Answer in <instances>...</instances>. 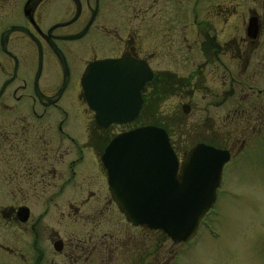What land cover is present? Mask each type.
<instances>
[{"label": "flooded vegetation", "instance_id": "obj_1", "mask_svg": "<svg viewBox=\"0 0 264 264\" xmlns=\"http://www.w3.org/2000/svg\"><path fill=\"white\" fill-rule=\"evenodd\" d=\"M211 2L0 0V108L14 113L18 129L28 132L31 128L27 120L44 122L57 112L63 119L56 127L64 137L69 118L65 101L70 90H79L77 104H83V109H78L80 129L100 134L119 129L122 134L145 127L139 121L146 111L150 86L164 83L166 77L177 78L163 69L166 52L184 49L189 53L186 62L201 73L222 65L223 78L229 74L225 57L235 53L238 59L244 58L239 55L244 52L240 44L233 47L226 41L219 43L223 29L214 24L227 27L229 10L212 14L207 8ZM252 18L258 20L259 28L257 39L250 40L255 46L264 29L257 15ZM17 28L21 30L13 31ZM177 37L182 42L178 46ZM198 53L204 60L199 66ZM120 59L146 63L154 78L141 92L139 118L103 129L87 105L82 79L91 64ZM117 135L100 144L99 149L77 144L68 135L72 144H0V198L11 202L8 206L0 204V264H119L112 251L123 248L119 237L123 233L119 224L111 222L112 210L123 217L124 230L161 233L167 238L163 232L129 223L113 199L103 156ZM101 178L107 194L102 208L96 205L102 198ZM70 193L78 194L77 202L65 201ZM38 209L43 215L37 220ZM85 211L91 212L87 218ZM73 213L78 215L77 222L71 219ZM100 214L108 215L106 221H101Z\"/></svg>", "mask_w": 264, "mask_h": 264}, {"label": "rangeland", "instance_id": "obj_2", "mask_svg": "<svg viewBox=\"0 0 264 264\" xmlns=\"http://www.w3.org/2000/svg\"><path fill=\"white\" fill-rule=\"evenodd\" d=\"M207 8L212 14L229 10L225 17H228L227 27L217 25L216 20L211 22L219 30L223 29L219 43L226 41L233 47L240 44L244 52L239 55L244 58L238 59L233 56L235 53L225 57L229 74L223 78L222 65L216 64L201 73L186 62L189 53L184 49L166 52L163 69L175 74L177 80L166 77L164 83L150 86L146 111L139 125L164 126L183 160L200 143L230 151L233 160L225 169L215 208L189 244L175 247L161 233L147 235L124 230L123 217L112 210L111 222L119 224L118 229L123 233L119 234L123 248L119 246L112 251L119 264H264V33L255 46L247 36L248 23L254 15L261 19L264 29V0L261 3L212 0ZM181 43L177 37L175 45ZM196 61L198 66L203 65V55L198 53ZM154 67L159 69L156 62ZM53 74H57L55 69ZM77 93L79 90H70L65 101L69 118L64 137L56 127L63 119L57 112L44 122L27 120L31 128L28 132L18 129L14 113L0 108V144H72L68 135L77 144L99 149L100 144H105L120 130L100 134L80 129L78 109H83V104H77ZM185 105L191 107L189 114L183 111ZM100 185L102 198L96 205L102 208L107 199L102 178ZM68 197L66 202H77L79 198L78 194L71 193ZM0 204L8 206L11 202L0 198ZM90 213L85 211L84 217ZM42 215L43 210L38 209L37 220ZM98 216L101 221L108 218V215ZM71 219L77 222L78 215L73 213Z\"/></svg>", "mask_w": 264, "mask_h": 264}, {"label": "water", "instance_id": "obj_3", "mask_svg": "<svg viewBox=\"0 0 264 264\" xmlns=\"http://www.w3.org/2000/svg\"><path fill=\"white\" fill-rule=\"evenodd\" d=\"M257 21L252 18L249 23L251 40L259 35ZM153 77L146 63L133 59L90 65L82 87L97 124L108 129L136 121L143 105L141 92ZM183 111L189 114L190 107L183 106ZM231 158L229 151L200 144L180 164L168 133L149 126L116 137L103 164L113 199L127 221L162 231L179 245L195 238L217 203L224 168Z\"/></svg>", "mask_w": 264, "mask_h": 264}, {"label": "trees", "instance_id": "obj_4", "mask_svg": "<svg viewBox=\"0 0 264 264\" xmlns=\"http://www.w3.org/2000/svg\"><path fill=\"white\" fill-rule=\"evenodd\" d=\"M247 122H248V124L250 123L249 122V120H247ZM158 127H161V126H158ZM161 128H163V129H165V130H167L164 126L163 127H161Z\"/></svg>", "mask_w": 264, "mask_h": 264}]
</instances>
